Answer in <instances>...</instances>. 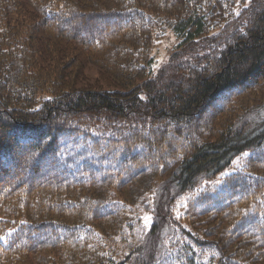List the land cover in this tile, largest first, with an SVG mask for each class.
<instances>
[{"label": "trees", "instance_id": "1", "mask_svg": "<svg viewBox=\"0 0 264 264\" xmlns=\"http://www.w3.org/2000/svg\"><path fill=\"white\" fill-rule=\"evenodd\" d=\"M0 264H264V0H0Z\"/></svg>", "mask_w": 264, "mask_h": 264}, {"label": "rangeland", "instance_id": "2", "mask_svg": "<svg viewBox=\"0 0 264 264\" xmlns=\"http://www.w3.org/2000/svg\"><path fill=\"white\" fill-rule=\"evenodd\" d=\"M177 44L178 38L173 34L172 31L166 33V36L163 39L156 41L151 51V54L154 58V63L152 67L154 74L157 73L161 66L168 61L170 54L175 49ZM86 75L89 80H97L99 77V70L95 66H90L86 71ZM144 219V224L149 227L151 214L149 212L144 214Z\"/></svg>", "mask_w": 264, "mask_h": 264}]
</instances>
